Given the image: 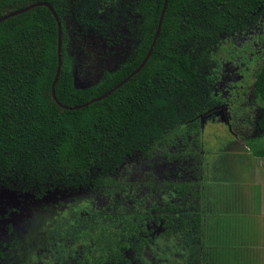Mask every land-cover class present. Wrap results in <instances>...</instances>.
<instances>
[{"label":"trees","instance_id":"trees-1","mask_svg":"<svg viewBox=\"0 0 264 264\" xmlns=\"http://www.w3.org/2000/svg\"><path fill=\"white\" fill-rule=\"evenodd\" d=\"M40 2L50 4L62 23L55 94L67 107L104 95L140 66L165 5V0H0V18ZM71 19L100 36L101 50L111 55L122 56L123 46H129L123 62L87 88L76 86L79 60L73 54L77 43ZM261 31L264 0H168L144 68L107 98L68 110L52 94L59 30L50 8L37 6L0 22V188L38 199L56 189L95 192L109 184L114 189L121 171L139 157L160 153L168 159L172 153L194 152L203 147V118H216L214 111L222 106L232 114L237 105L224 93L236 75L233 65L253 83L249 105L262 113L259 134L248 138L247 145L254 155L264 156V145L256 146L264 139V53L256 55L253 44ZM192 186H173L155 208L136 206L139 201L133 207L129 191L115 187L131 202L110 199L104 212L83 202L73 208V216L65 212L54 222L44 248L10 258L2 251L1 258L8 257V264H167L170 260L162 254L179 253L177 246L171 248L188 243L193 230L201 232V215L179 216L181 206H189ZM162 243L169 250L162 252ZM153 253L156 260H148Z\"/></svg>","mask_w":264,"mask_h":264},{"label":"rangeland","instance_id":"rangeland-1","mask_svg":"<svg viewBox=\"0 0 264 264\" xmlns=\"http://www.w3.org/2000/svg\"><path fill=\"white\" fill-rule=\"evenodd\" d=\"M69 27L74 46L77 43L73 49V54L77 53L76 57L79 60L76 66L77 87L93 86L102 79L105 72L113 71L123 62L129 46H123L125 51L122 56L120 53L111 55L107 50H101L105 45L100 36L94 35L91 31H84L73 19L69 21ZM257 38L253 42L254 45L257 44L255 54L261 56L264 53V31L259 32ZM232 67L236 75H231L224 93L237 105L232 114L226 112L225 106L220 107L214 111L216 118H210L209 124L205 121L201 124L202 145L207 147L193 148L194 152L186 154L172 153L168 159H163L160 153L159 157L157 155L151 158L139 157L134 162L131 161L117 178L115 187L122 186L129 191V195L134 198L133 207L135 201L141 202L139 204L136 202V206L144 208L160 206L161 202L167 200L168 192L173 186L193 185L188 195L189 206L187 208L181 206L183 210L179 216L185 214L190 219L201 215V232L196 233L193 230L188 243L180 245L177 243L171 248L174 250L177 246L179 253L162 254L161 258L170 260L167 264H256L254 263L257 260L256 250L250 253V257L253 258L250 259L240 241L239 243L226 241L224 235L238 226L236 221L241 225L242 213L238 212V216L236 215L234 210L237 206H231L235 200L231 199L232 194L228 189L221 187L223 190H220L219 194L215 193L219 191L218 184L221 181H216L213 185L210 182V176L221 177V172L217 173L220 166L225 169L238 167L240 157L246 154L244 149L248 138L259 134L257 121L261 117V109L249 105L254 93L253 83L251 84L249 76L245 74L246 71L240 66ZM236 82H239L238 87H234ZM208 117L206 115L203 120ZM259 145H264V139L258 140L256 146ZM244 176L246 177V174ZM239 177L235 176L234 181ZM111 186L112 184H109L105 189L95 192L87 188L56 189L48 192L42 199L36 198L33 194L12 191L6 187L0 188V264H8L9 256L14 253L23 256V252L30 248H44L48 240L47 233L53 228L51 226L54 222L62 220L65 212H70L73 216V208L83 202H89L92 210L101 212L108 211L110 199L131 202L127 197L120 196L115 187L108 188ZM214 187V191L209 190ZM240 189L241 196H244V188L242 190L241 185ZM176 218L178 222L179 218ZM169 247H171L169 244L162 243L160 250L164 252L163 250H169ZM2 251L9 258H1ZM155 257L156 255L152 254L147 259L153 260Z\"/></svg>","mask_w":264,"mask_h":264},{"label":"crops","instance_id":"crops-1","mask_svg":"<svg viewBox=\"0 0 264 264\" xmlns=\"http://www.w3.org/2000/svg\"><path fill=\"white\" fill-rule=\"evenodd\" d=\"M244 151L246 154L240 157L238 167L232 166L230 169H225L220 166L217 168V173L221 172V177L210 176V182L213 185L216 181H221L218 184L220 189L215 193L219 194L220 190L228 189L232 194L231 199L235 200L231 206H237L234 210L236 215L238 212L242 213L241 225L236 221L238 226H235L227 235L223 233L226 241L236 243L240 241L249 257L250 253L256 250L257 260L254 263L264 264V156L254 155L247 144ZM235 176L239 177L236 181H234ZM240 185L242 190L244 188V196H241ZM209 190L214 191L215 187ZM250 259L253 258L250 257Z\"/></svg>","mask_w":264,"mask_h":264},{"label":"water","instance_id":"water-1","mask_svg":"<svg viewBox=\"0 0 264 264\" xmlns=\"http://www.w3.org/2000/svg\"><path fill=\"white\" fill-rule=\"evenodd\" d=\"M167 4H168V0H165V5H164V8H163V11H162V15H161V18H160V21H159V25H158V28H157V31H156V34H155V37H154V40H153V43H152V46L147 54V56L145 57V59L143 60V62L140 64V66L131 74L129 75L125 80H123L120 84H118L117 86H115L113 89L109 90L108 92H106L104 95L98 97V98H95L93 100H91L90 102L88 103H85L81 106H77V107H67V106H64L62 105L56 98V94H55V87H56V84L58 82V79H59V76H60V73H61V67H62V23L59 19V17L57 16L56 12L54 11L53 7L48 4V3H44V2H40V3H36V4H33L27 8H24V9H20L18 11H15V12H12L2 18H0V22L2 21H6L12 17H15L17 15H20L26 11H29L30 9H33L37 6H41V5H46L50 8V10L53 12L57 22H58V30H59V41H58V67H57V72H56V76H55V79H54V82H53V85H52V94H53V98L55 99V101L63 108L65 109H68V110H79L81 108H85L87 106H89L90 104L92 103H95V102H98V101H101L105 98H107L108 96H110L114 91H116L117 89H119L120 87H122L124 84H126L133 76H135L136 74H138L143 68L144 66L146 65V63L148 62L149 58L151 57L152 53H153V49L156 45V41L158 39V36H159V33H160V30H161V26H162V22H163V18H164V15H165V12H166V9H167ZM209 117L206 118L205 120H203L202 123L207 122V120L210 117V115H208Z\"/></svg>","mask_w":264,"mask_h":264},{"label":"flooded vegetation","instance_id":"flooded-vegetation-1","mask_svg":"<svg viewBox=\"0 0 264 264\" xmlns=\"http://www.w3.org/2000/svg\"><path fill=\"white\" fill-rule=\"evenodd\" d=\"M224 109H226V107L224 108ZM259 119H260V117H259ZM165 201V200H164ZM163 203L164 202H161V204H160V206L159 207H161V205H163ZM165 207V206H164ZM166 207H168V206H166ZM153 208H155V207H153ZM131 210H132V206H131ZM108 211H109V209H108ZM167 212V211H166ZM159 231H156V233H158ZM155 233V234H156ZM153 254H155V253H153ZM156 257H158V256H156ZM156 257L155 258H153V260H156ZM163 259V258H162ZM161 263H162V261H161Z\"/></svg>","mask_w":264,"mask_h":264}]
</instances>
